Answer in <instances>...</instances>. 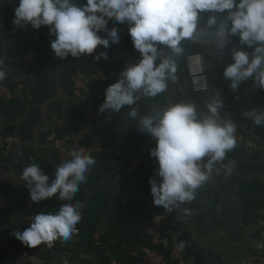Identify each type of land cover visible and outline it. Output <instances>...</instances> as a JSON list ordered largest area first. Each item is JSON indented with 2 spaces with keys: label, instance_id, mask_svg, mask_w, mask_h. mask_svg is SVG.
<instances>
[{
  "label": "clouds",
  "instance_id": "obj_1",
  "mask_svg": "<svg viewBox=\"0 0 264 264\" xmlns=\"http://www.w3.org/2000/svg\"><path fill=\"white\" fill-rule=\"evenodd\" d=\"M202 14H207L204 29L211 31L221 54L231 38H237L240 47L228 48L231 62L224 63L222 71L232 92L249 80L264 90V0H19L12 23L25 30L28 26L34 30L47 26L49 36L55 37L49 42L50 48L59 60L87 55L95 61L108 59L105 51L94 54L98 46L108 49L120 40L119 29L109 27V22L127 25L139 59L126 64L115 82L105 88L98 111L111 114L132 106L141 97L154 98L167 90L168 81L177 79L176 58L184 53L182 42L200 28ZM3 63L0 59V81L7 75ZM205 107L202 112L191 102H180L156 107L149 115L140 116L134 108L128 112L137 121V130L155 141L149 157L156 161L159 179L148 180L154 206L172 212L193 201L214 165L236 147L237 125L230 117L221 118L220 94L216 93ZM243 116L254 125L264 126V108L245 110ZM69 155L70 159L55 168L52 178L35 163L23 169L20 178L32 203L54 196L69 202L55 213L34 214L28 227L13 231L22 245L52 247L58 239L71 240L78 231L83 205L70 201L96 161L84 149H73ZM178 247L182 249L184 243Z\"/></svg>",
  "mask_w": 264,
  "mask_h": 264
},
{
  "label": "crops",
  "instance_id": "obj_2",
  "mask_svg": "<svg viewBox=\"0 0 264 264\" xmlns=\"http://www.w3.org/2000/svg\"><path fill=\"white\" fill-rule=\"evenodd\" d=\"M50 37L51 40L55 39L54 36ZM231 44L229 43V45ZM108 50L110 52L107 59L109 62L122 63L119 71L103 78L110 85L119 76L126 64L137 62L139 53L136 51V55H133L124 52L118 44H110ZM99 51L100 48L97 47L94 54ZM200 52L204 57L210 83L218 88V93L222 99L223 108L220 112L222 118L230 117L234 120L233 108L235 106L243 108L244 111L253 108H264L263 93L246 100L242 95V84L236 93H233L228 87V81L222 77L224 63L231 62L227 57L224 58L223 64H219L216 61V53L211 49H201ZM7 72L9 78H12L11 80L16 83L24 81L27 85L33 86L35 84V78L30 75L13 78L10 69ZM47 73L48 85L54 87L56 91L51 102L64 104L70 100V97L63 90L62 73L57 66L49 65ZM179 79L184 85V93H178L176 83L174 82L173 85L171 80L168 81V88L162 93L165 100L164 107L173 103L191 102L196 105L198 111H206L205 106L209 101L205 99L204 95L194 94L190 91L185 74H180ZM98 90L90 92L85 88L86 101L75 98V103L85 118L79 125L77 135L70 142L71 150L78 149L79 140L83 137L92 139L95 146L103 147L105 145V142L92 127L99 120L110 121L112 113H100V115L94 113L90 103L91 99L97 96L100 99L99 105L104 100V93L100 92L101 89L99 93L95 94ZM49 105L50 102L45 103L40 110V119L36 125L34 141H37L48 130ZM156 107L158 106L155 104L150 105V113ZM4 124L5 120L0 117V129ZM238 125L242 139L241 141L237 140L236 147L227 152L221 162L235 163L239 168V175L226 178L220 174L212 173L208 181L196 190V198L193 201L182 204L179 209L173 210L166 217L162 215L164 208L154 206L152 203L148 180L150 177L157 180L159 178L156 177L148 160H144L132 176L126 175L113 167L102 184L108 190L110 200L106 213L97 227L99 231H103L109 224L114 222L120 224V240L110 241L109 245L111 247H121L131 242L136 244V249H144L149 247V238L144 233L146 228L153 226L161 229L165 227V230L176 231L180 234L179 242L184 243L185 264H264V206L255 210L246 220L241 214V204L245 199L238 193L239 185L242 182L254 181L264 185V126L254 125L250 119L244 116ZM124 132L125 126L121 125L122 141L120 147L125 154H128L123 145ZM32 148L36 153L37 149ZM1 150L2 144L0 143V152ZM18 151L21 153V148ZM55 157L51 153H47L45 156V160L53 166L51 171L46 173L50 178L54 177L55 168L57 167L58 160L56 161L57 158L55 159ZM35 161L34 157L23 161L21 172L17 174L6 165L4 159L0 158V182L10 184L14 188L26 187L25 182L20 178L22 171ZM137 175L143 176L146 182L139 190L130 186L134 183V178ZM90 195V192L86 194L87 202ZM256 198L261 199L264 204V193ZM67 202L69 201H62V204ZM25 203L33 215L40 212V207H32L29 202ZM70 203L75 204L73 201H70ZM18 205H20V202L9 203L0 198V209H10L14 213ZM184 209H187L188 212L185 213ZM134 233L139 236L138 240L134 239ZM78 241L73 242L68 247H63L62 241L59 239L53 243L52 247L41 244L37 246L34 255L41 257L45 252H49V264H98V258L106 250V246L101 247L98 255H84ZM0 242L4 246L11 247L15 264L27 263L25 254L15 250L10 245L9 239L1 229ZM111 264H141V258L130 253L127 258L122 257V261L113 260Z\"/></svg>",
  "mask_w": 264,
  "mask_h": 264
},
{
  "label": "trees",
  "instance_id": "obj_3",
  "mask_svg": "<svg viewBox=\"0 0 264 264\" xmlns=\"http://www.w3.org/2000/svg\"><path fill=\"white\" fill-rule=\"evenodd\" d=\"M19 0H0V57L7 60L18 57L28 51H39L46 48L50 43V36L48 34V27L41 26L39 29L34 30L31 26L27 29H22L13 25L15 7L18 6ZM78 3H82L83 0H77ZM207 14H202L200 25L204 28L206 23ZM113 23L109 22V27ZM119 29L120 40L117 43L120 45L122 51L136 55V50L132 46L131 39L127 33V25L118 24L115 25ZM101 35H105L101 33ZM233 42L228 48L240 47L237 43V38H232ZM184 53L176 58L178 65L176 77L179 78L180 74H185V57L188 54L200 52L201 49L192 45H189L186 40L182 42ZM100 51L107 52L108 49H103L98 46ZM226 48V57L231 61V57ZM247 50V49H245ZM49 57L29 68H22L21 66H12L7 63L5 68L12 74L13 78H20L22 75H30L35 78V84L29 87V93H22L17 98L10 102H3L0 100V117L5 120L4 126L0 129V137L5 138L11 135H18L24 142H34L36 125L40 119V110L42 106L50 102L48 108L47 123L49 126H54L59 136L65 135H77L79 125L84 120V115L80 111L79 107L75 103V96L73 94L71 82L68 76L74 74H81L87 81L86 88L90 92H94L96 89L104 93L105 88L109 83L103 78L116 73L122 67L121 62L112 61L107 59H100L99 61L93 60L92 56H81L80 58L68 57L57 62V68L62 73L61 82L64 92L70 97V100L61 103H52V99L55 95V89L48 85V67ZM118 77H116L117 79ZM9 78L7 72L6 78L0 81V85L7 86L11 89H15L19 83H16ZM115 79V80H116ZM114 80V82H115ZM175 81H172L174 85ZM96 92L95 94L99 93ZM261 94V93H260ZM100 99L94 97L90 103L95 114L100 115L98 111ZM139 105L140 116L149 115L150 105H157L158 107H164L165 100L162 94L152 98L143 97L141 101H136L133 105ZM129 106H125L120 112L112 113L110 121L106 122L99 120L93 124V129L105 142L104 148L113 146L121 148L120 143L122 136L120 133V126H125L124 132V150L128 152L125 154L128 163V159H134L139 156L149 157V149L154 147L155 141L145 133H141L136 128L137 121L131 119L128 116ZM243 108L234 107L233 112L235 114L234 121L240 123L243 118ZM125 120V121H124ZM60 122V123H59ZM41 135L37 142L41 143L45 137ZM79 146L89 148L94 147L92 139L89 137H83L79 140ZM33 146H22L20 153L18 150L15 153H11L4 159L6 165L12 168L17 174L21 172L23 161L29 160L34 157L35 164L42 167L45 173L51 171L52 164L45 160L47 151L42 149L35 150ZM35 148V147H34ZM40 156V157H39ZM55 156V155H54ZM96 163L91 166V173L86 176L84 183L80 185V190L73 197V202L83 205L81 208V221L76 225L80 230L79 246L81 251L86 254L100 253L102 246H106V250L102 252L98 258V264H111L113 260L122 261V257H128L130 253L135 251L136 244L127 243L121 247H111L110 241L120 240L121 226L118 222L107 225L103 231H99L98 224L104 217L107 207L109 205L110 195L108 190L103 187V182L110 174L114 167V163L117 161L110 154L106 152L96 153L94 156ZM57 157H55L56 159ZM57 161V159H56ZM60 163L57 161V166ZM134 183L130 184L131 188L139 190L146 183L143 176L137 175L134 178ZM90 192V198L86 201V194ZM239 195L245 200L241 204V214L244 219H248L250 215L257 209L264 206L261 199L256 197L264 193V185L258 182H242L238 188ZM0 198L6 200L9 203L20 202V205L16 208L14 213L10 209H0V229L4 235L9 239L10 245L17 251L23 254L34 253L36 248H29L22 245L20 241L15 239L12 232L23 231L27 227V219L33 216L32 211L29 210L28 205L25 202H29L32 207H40V212H52L58 211L62 205V201L58 200L55 196L48 200L41 201L39 203H32L29 198L26 187L20 186L14 188L10 184L0 182ZM39 212V213H40ZM13 215V216H12ZM164 234H167L168 230L165 227L161 228ZM134 239L138 240L137 233L133 234ZM49 252H45L41 257L46 260V264H49L50 257ZM109 254V255H108ZM0 264H15L14 254L12 252L0 253ZM26 264H29L28 262ZM170 264H176L170 262Z\"/></svg>",
  "mask_w": 264,
  "mask_h": 264
},
{
  "label": "built area",
  "instance_id": "obj_4",
  "mask_svg": "<svg viewBox=\"0 0 264 264\" xmlns=\"http://www.w3.org/2000/svg\"><path fill=\"white\" fill-rule=\"evenodd\" d=\"M202 30L204 34L201 35L200 33ZM213 41L214 38L211 35V31L204 29L201 25L192 38L186 39V42L189 45L198 47L200 49H211L212 51H214L216 53V61L219 64H223L224 58L226 57V49L224 50V54H221L216 49ZM230 43H232V38ZM45 57H49L50 65L57 66L56 64L59 59L54 56V53L50 48V44L46 48L39 51H28L10 60H7L3 57H0V59H3L4 61V68L5 65L9 63L12 66H21L22 68L26 69L41 63L45 59ZM185 76L188 80L190 91L194 94L204 95L207 101L211 102L216 93H218V88L210 83V79L205 67L204 57L201 52L191 53L185 57ZM68 79L71 82L75 98L86 101L84 90L86 88L87 81L85 77L81 74H74L72 76H68ZM176 88L178 93H184V85L179 78L176 79ZM22 93H29V87L22 82H20V84H18L15 89L0 85V100L3 102L13 101L17 98L18 95H21ZM260 93L264 94V90L254 87L251 80L242 83V95L244 99L250 100ZM142 99L143 97H141V99L138 101H141ZM133 108L137 112H139L140 110L138 104L129 106L128 110L130 111ZM234 122L237 125L236 139L238 141H241L242 135L239 130V125L236 121ZM74 138V134L59 136L55 127L52 125L48 127L46 135L41 143H38L37 141L24 142L16 134L7 136L5 138L0 137V143L2 144L0 158L3 159L9 154L15 153L22 146L28 147L32 145L37 149L39 148L47 151L48 153L54 154L57 157L58 162L61 163L71 158L69 155L71 151L70 142ZM78 149H84L92 156L99 152H106L110 154L114 159L117 160L114 163V167H116V169H118L120 172L129 176H132L135 173L137 167L144 160L149 161V164L154 170V173H156L157 165L154 158L139 156L134 159H128V163H125V160H127V156L121 150V148H116L113 146L107 148L99 146L85 148L79 146ZM206 161L207 157L204 159V161H202V163H206ZM90 173L91 167L86 176H88ZM212 173L220 174L226 178L237 177L239 175V168L233 162L225 163L220 161L214 165V171ZM169 213L170 212L168 210L163 209L162 215L166 217L169 215ZM32 217L33 216L27 219V227L29 226ZM76 228L78 229V231L73 235L72 239L66 242H62L63 247H68L73 242L79 240L80 230L77 226ZM144 233L149 238V247L144 249L138 248L132 252L133 256L141 258V264H170V262H175L176 264L186 263L184 250L183 248L181 249L178 247V245L180 244V234L178 232L170 231L167 234H164L161 229L151 226L146 228ZM5 252H12V249L11 247L4 246L0 242V253L3 254ZM25 257L29 264H46L45 259L34 255V253L25 254Z\"/></svg>",
  "mask_w": 264,
  "mask_h": 264
}]
</instances>
